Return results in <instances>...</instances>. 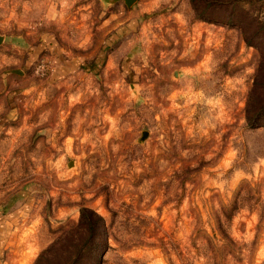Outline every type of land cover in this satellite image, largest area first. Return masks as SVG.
I'll list each match as a JSON object with an SVG mask.
<instances>
[{
	"label": "rangeland",
	"instance_id": "obj_1",
	"mask_svg": "<svg viewBox=\"0 0 264 264\" xmlns=\"http://www.w3.org/2000/svg\"><path fill=\"white\" fill-rule=\"evenodd\" d=\"M0 34V264L81 206L103 264H264V0H0Z\"/></svg>",
	"mask_w": 264,
	"mask_h": 264
},
{
	"label": "trees",
	"instance_id": "obj_2",
	"mask_svg": "<svg viewBox=\"0 0 264 264\" xmlns=\"http://www.w3.org/2000/svg\"><path fill=\"white\" fill-rule=\"evenodd\" d=\"M202 1L192 0L193 7L197 9V4ZM46 42L52 44L53 41ZM80 64L84 67L83 63ZM246 117L249 119L248 115ZM106 247L102 216L90 207L81 206L76 221L43 247L31 264H103Z\"/></svg>",
	"mask_w": 264,
	"mask_h": 264
},
{
	"label": "crops",
	"instance_id": "obj_3",
	"mask_svg": "<svg viewBox=\"0 0 264 264\" xmlns=\"http://www.w3.org/2000/svg\"><path fill=\"white\" fill-rule=\"evenodd\" d=\"M121 22H123V19H121V18H119V17H115V20L113 21V22H111V20H110V23H121ZM111 27V26H110ZM109 27V28H110ZM122 27V26H121ZM123 28V27H122ZM118 31H114L113 33L112 32H109L108 34H109V37H113V36H117L118 35ZM107 36V35H106ZM55 60H56V65H55V67L52 69V72L53 71H55L54 72V74L53 75H55V73H60V75H65L66 73H71V72H73L75 69H76V67L77 66H79L80 68L82 67L81 65H79L80 64V62L78 61V64H75V62H73L74 60H71V59H65V58H60V56L59 55H57V56H55V58H54ZM109 59L110 58H105L104 60V67L106 68V66H107V63H108V61H109ZM69 60V61H68ZM121 64L123 65V62H121ZM120 64V66H122ZM84 68V67H83ZM82 69V68H81ZM84 69H88V68H84ZM174 72V71H173ZM172 72V74H174ZM61 77V76H60Z\"/></svg>",
	"mask_w": 264,
	"mask_h": 264
},
{
	"label": "water",
	"instance_id": "obj_4",
	"mask_svg": "<svg viewBox=\"0 0 264 264\" xmlns=\"http://www.w3.org/2000/svg\"><path fill=\"white\" fill-rule=\"evenodd\" d=\"M105 3H110L116 0H103ZM125 6H129L133 1L135 0H122ZM2 39V35L0 34V40ZM10 71L15 72V73H21L22 71L19 68H12ZM175 73V72H174ZM147 134L146 130H141L140 135H139V140L143 139Z\"/></svg>",
	"mask_w": 264,
	"mask_h": 264
}]
</instances>
